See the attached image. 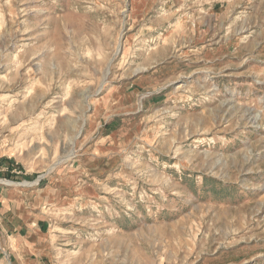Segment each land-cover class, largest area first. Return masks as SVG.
Instances as JSON below:
<instances>
[{
  "label": "rangeland",
  "instance_id": "rangeland-1",
  "mask_svg": "<svg viewBox=\"0 0 264 264\" xmlns=\"http://www.w3.org/2000/svg\"><path fill=\"white\" fill-rule=\"evenodd\" d=\"M0 264H264V0H0Z\"/></svg>",
  "mask_w": 264,
  "mask_h": 264
}]
</instances>
